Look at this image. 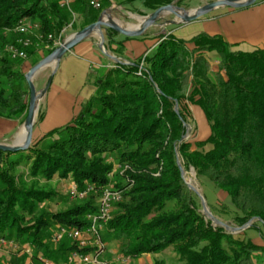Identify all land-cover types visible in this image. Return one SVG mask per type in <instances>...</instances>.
Masks as SVG:
<instances>
[{"label": "trees", "instance_id": "16d2710c", "mask_svg": "<svg viewBox=\"0 0 264 264\" xmlns=\"http://www.w3.org/2000/svg\"><path fill=\"white\" fill-rule=\"evenodd\" d=\"M172 1L123 3L139 2L152 12ZM101 2L110 6V0ZM70 10L81 21L79 27L71 24L75 30L94 23L101 12L83 0H72ZM71 13L58 0H0V118L24 120L29 96L21 65L2 51L5 32L30 20L45 39L57 37L71 23ZM116 36L106 30L113 54L122 51L123 41ZM52 50L43 48L44 57ZM147 52L129 65L115 64L95 81V95L65 126L47 132L27 151L0 152V239L28 244L33 263L69 264L73 252L97 259L111 241L132 259L172 248L178 264L264 260V47L241 52L219 35L181 40L169 34L154 53ZM191 106L202 112L209 128L194 142L181 140ZM113 159L120 167L116 174ZM177 161L184 173L192 169L200 183L226 194L236 226L254 219L242 231L243 239L204 217ZM22 166L26 172L19 171ZM55 177L70 180L79 193L87 191L88 200L38 216L41 205L56 196L46 185ZM105 190L121 200L96 234L87 235L99 238V246L79 249L67 236L52 246L45 242L52 227L57 233L89 229L100 216ZM247 230L263 245L254 243Z\"/></svg>", "mask_w": 264, "mask_h": 264}, {"label": "rangeland", "instance_id": "374dc122", "mask_svg": "<svg viewBox=\"0 0 264 264\" xmlns=\"http://www.w3.org/2000/svg\"><path fill=\"white\" fill-rule=\"evenodd\" d=\"M101 7L98 9L100 13H102L105 10L109 11V18L110 20L114 21L116 24H118L120 27L125 28V29H131L139 26L141 18L146 17L151 11L145 9L139 2H136L132 5L130 4H124L123 1L125 0H110V6L105 7L101 0H98ZM216 0H178L174 6L183 10L186 14H189L192 12L194 9L206 4L210 3ZM262 0H257L254 4L261 3ZM253 4V5H254ZM105 7V8H104ZM94 10V9H93ZM233 9L229 8H218L204 17H201L200 19L187 23L185 25H180V26H171V25H166L167 22L173 21V16L170 14H163L160 16L158 20H156V23L150 27L141 37L142 41H139V44H136L133 46L135 49L134 51H129L133 50L130 49L129 46H132L134 44H126V49L124 48L122 44V51L116 53H111L108 50V44L106 40V35L104 36V49L105 53L116 57L117 61L120 62L122 65H129L132 62L125 61L124 59L128 60H136L138 58V55L135 57L136 53H139L140 50H146L148 51L147 53L151 55L152 53L155 52L156 45L153 46V43H158L160 41L161 37L168 36L169 33L173 32V37L175 38H183L184 36H194L199 34L200 32H204V29L207 28V26H210V24L213 23V19L218 18L220 14H223L227 11H230ZM181 12V11H180ZM71 13V10H70ZM206 18V19H204ZM225 20L230 19L229 17H224ZM69 22L70 24H75L76 27H79L81 25V21L78 20V18L73 15V13L70 14L69 17ZM23 26L29 28L28 33L26 35L19 34L16 32V28L12 31L5 32V37L6 39L4 40V44H2V51L4 53L6 52V49L9 45H18L20 41L27 42L28 45L25 46L24 50H26V58L25 59H17L15 62L17 64H20L21 67L24 65V63L30 61V63L33 65L36 61H39L40 56L34 54H37L38 52H41L44 46H41L40 42V37H43L38 34L37 29L35 26H37L36 22H32L30 20H25L21 22ZM182 27H187V29H184ZM71 29L75 30L74 27L71 26ZM13 37V38H11ZM148 37V38H147ZM45 39V37H43ZM42 38V39H43ZM146 38V39H145ZM91 39L94 42V45L96 47V57L102 58L104 61H108L107 67L103 68H97L94 67L92 68V71H90V80L91 83H93L96 86L95 81L98 83L100 82L98 79L103 77L105 73L114 67L115 64H119L114 62L112 59L106 57L101 51H99L97 45L99 43V36L97 34L92 35ZM115 39L118 40H124V37L117 35ZM151 39V40H149ZM64 40V37H63ZM62 40V41H63ZM42 43H46L45 40H43ZM143 43V44H142ZM42 47V48H41ZM143 48V49H142ZM41 49V50H40ZM117 49V47H115ZM238 50V49H237ZM127 51V52H126ZM129 51V52H128ZM240 51V50H239ZM44 52V51H43ZM126 52V54L123 55V53ZM33 53V54H32ZM11 60V59H10ZM212 66H214V62H212ZM141 67V65H140ZM31 68V67H30ZM213 69H216L213 67ZM25 75V74H24ZM48 83V82H47ZM27 87V86H26ZM28 89V88H27ZM42 90L37 89V91ZM95 95V93H94ZM44 97V96H43ZM43 97L39 100V105H38V113L35 118V124L34 128L36 127L39 129L40 125L43 122L44 116H45V111L44 107L41 104L43 101ZM93 97V96H92ZM91 97V98H92ZM29 98V96H28ZM190 112H191V118L187 121L185 124V139L186 141L189 142H194L196 140L204 139L207 134L209 133V128L207 125V122L202 114V112L197 108V107H190ZM41 116V119L39 117ZM25 120V119H24ZM23 118L19 119V135L18 138H13V139H8L7 141L13 140L15 141L16 144L21 143V137L23 133ZM49 121V120H48ZM45 121L42 126H41V132L37 130V132H34L33 138H32V143L33 144L35 141H37L39 138H41L43 133L47 132V129L51 128H60L65 125H62L61 123H56V122H48ZM33 128V129H34ZM43 132V133H42ZM18 134V133H17ZM46 134V133H45ZM44 134V135H45ZM0 144H5V145H10L6 143H0ZM114 160V159H113ZM114 172L115 174L120 171V167L118 164H116L114 160ZM21 172H26V167L22 166L20 167ZM186 178L190 180V184L197 190V192L200 194L204 201V206L206 210L214 217V219L222 222L223 224L227 225L229 228H239L238 226L235 225V223L232 221L231 216L232 212L230 209L232 208L228 197L226 194L222 191L217 190L211 183L204 181L203 183H200V181L197 180L195 173L192 169L188 170L186 173ZM185 183V182H184ZM44 182L41 181L40 185H43ZM186 184V183H185ZM47 187L51 190H53L56 193V196L48 202H45L44 204L41 205L39 208L37 214L38 216L40 214H47V213H56L59 211H65L73 206L83 204L88 200V196L84 195L83 198L84 200L82 201L81 199H76V198H71L69 195V192L71 189H76L73 185L72 182L69 181H64L60 180L59 178L55 177L53 181L49 182L46 184ZM187 186V185H186ZM81 200V201H80ZM101 198L99 199V201ZM121 200V197L119 201ZM119 201H114L111 206V211L114 209V206L117 202ZM201 204V202H200ZM230 208V209H229ZM200 212L204 215L206 219L208 217L204 214L202 210V206L200 209ZM209 220V219H208ZM210 221V220H209ZM254 222V221H253ZM212 223V222H211ZM221 228V227H220ZM225 230V229H224ZM226 231V230H225ZM228 233L232 234L236 239H243L244 235L242 234V231L238 233H233L229 229H227ZM252 230H247L246 233H251ZM48 233V231H47ZM50 237L45 236V242L52 246L54 244L53 238L57 235V231L55 228H51L49 230ZM252 238V241L254 243H258L260 245L262 244V241L256 237H253L254 235L249 234ZM6 240H12V239H7L6 236H4ZM6 243L9 244H2L0 243V264H24V262L28 259V256L32 258L33 256V251L30 246L26 243H21V242H9L1 238ZM92 245L91 246H99V238H92ZM55 245V244H54ZM90 246V247H91ZM95 264H154L155 261H161L162 264H178L177 262V256L175 252L172 250V248L166 249L164 252H161L159 254H153V255H144L138 258H129V257H124L119 253V243L116 241H111L110 243H107L105 245V250L103 253L97 257ZM35 264V263H31ZM256 264H264V260H261L260 262Z\"/></svg>", "mask_w": 264, "mask_h": 264}, {"label": "crops", "instance_id": "0c3cea01", "mask_svg": "<svg viewBox=\"0 0 264 264\" xmlns=\"http://www.w3.org/2000/svg\"><path fill=\"white\" fill-rule=\"evenodd\" d=\"M225 16H230V19L225 20ZM212 21L213 23L207 26L204 32L200 33H205L210 36L219 35L229 44L235 45V49L241 52H251L264 47V0H262L261 3L251 5L247 8L227 11L220 14L218 18ZM182 28L184 32L185 29H187V27ZM77 31L79 30L70 28L66 31L64 39ZM169 34L172 36L174 35L173 32ZM194 36H184L183 38L177 39L189 40ZM142 38L143 37L130 40H116L123 41L125 49L128 42L134 44L129 46L130 49H133L129 50L131 52L135 49L133 46L139 44ZM156 44L157 43H153V46ZM96 51L94 42L90 37L67 52L56 67L54 65L47 66L36 74L34 77V86L36 90L40 88L43 89L47 85V82H49V87L41 103L45 111L42 124L48 120L50 122L61 123L62 125L69 123L80 113L82 106L94 96L96 86L94 81L91 83L90 71H92L94 67L103 68L109 66L108 61L96 57ZM126 52H124L123 55L126 54ZM145 52L146 50H140L139 53H136L135 57L137 55L139 57ZM36 55L40 56V61L44 57V52L41 51L34 54V56ZM208 56L211 59V63L214 62L215 66L217 64L215 56L213 54ZM124 60L134 62V60ZM30 67H32V64L28 61L22 65L21 71L25 74ZM53 71L54 74L52 75ZM42 124L39 129L36 127L33 129V134L37 132V130L41 132ZM53 129L55 128L47 129V132ZM18 135L19 120L0 118V143L15 145V141L11 140L10 142L7 140L18 138ZM31 263L33 262L28 256L24 264Z\"/></svg>", "mask_w": 264, "mask_h": 264}, {"label": "water", "instance_id": "95a60500", "mask_svg": "<svg viewBox=\"0 0 264 264\" xmlns=\"http://www.w3.org/2000/svg\"><path fill=\"white\" fill-rule=\"evenodd\" d=\"M177 1L178 0H173L171 3L161 6L156 10L150 12L146 17L141 18L139 26L131 29L122 28L114 21L110 20L108 16L109 11L105 10L102 13H100L98 19L94 23L68 36L66 39H64L61 42V44L58 47L54 48L50 54L43 57L40 61H38L35 65H33L24 75L25 83L27 85L29 92V98H28L27 114L23 122V138L20 144H16V145L0 144V152L17 153V152H24L29 149L32 143L33 128L35 124V118L38 113L39 100L46 94L47 89L49 87V82H48L47 85L42 90L37 91L34 86V77L40 70H42L47 66L54 65L56 67L59 61L61 60V58L80 42L89 39L94 34H97L99 36V43L97 45L99 51H101L106 57L112 59L114 62L121 64L120 62L117 61L116 57L110 56L105 53L104 36L106 35V30H110L124 38L134 39L141 37L150 27H152L156 23V20H158L160 16L163 14L164 15L170 14L173 16V21L167 22L166 25L180 26L196 21L215 9L218 8H229L233 10L243 9L250 7L257 0H216L210 3H206L194 9L189 14H186L183 10L174 6V4ZM106 17H108L109 19L107 22L105 21ZM54 71L52 72V75L54 74ZM175 112L177 113V106H175ZM184 139L185 136H183L181 140ZM177 166L181 178L186 183L188 189L197 195V197L201 202V206L204 214L208 217V219L212 222L214 226L221 227L226 231L227 229H229L233 233H238L240 231H244L245 229H247L250 226V224L254 221V219H252L244 226L239 228H229L227 225L214 219V217L206 210L204 206V201L200 196V194L190 184V180L186 178V175L179 161H177Z\"/></svg>", "mask_w": 264, "mask_h": 264}, {"label": "built area", "instance_id": "2783aa9c", "mask_svg": "<svg viewBox=\"0 0 264 264\" xmlns=\"http://www.w3.org/2000/svg\"><path fill=\"white\" fill-rule=\"evenodd\" d=\"M86 2L91 8L94 10L100 9L101 5L98 0H83ZM59 6L63 9H67L70 11L72 0H58ZM36 29H38V26H35ZM71 28V24L68 25L65 29H63L60 34L57 37L48 36L47 39H44L43 37H40L41 40V46H44V49H54L58 47L63 37L66 34V31ZM27 27L23 26L22 24H19V26L16 27V32L22 35H26L28 33ZM43 38V39H42ZM43 40L47 41L46 43H42ZM18 45H9L6 49L7 54L9 57L13 60L17 59H25L26 53H25V46L28 45L27 42L20 41ZM86 192H77L76 189H71L69 192V195L71 198L76 199H82L84 195H86ZM120 195L118 193H112L108 190H105L101 196V200L99 203V218H94L92 220V226L87 229L85 232H81L78 230H72L67 231L66 229H60L57 235L53 238L54 243H58L64 236L69 237L70 239L76 241L78 243L79 249H83L85 247L92 245V239L88 238L89 233L96 234V230L101 228L102 224H105L110 219V212H111V206L114 201H119ZM100 221V222H98ZM96 238V237H95ZM0 243L2 244H9L4 242L0 239ZM1 245V244H0ZM96 257L93 255H83L77 252H73L70 255L69 264H95ZM43 264H55L50 261H44Z\"/></svg>", "mask_w": 264, "mask_h": 264}, {"label": "bare ground", "instance_id": "6f19581e", "mask_svg": "<svg viewBox=\"0 0 264 264\" xmlns=\"http://www.w3.org/2000/svg\"><path fill=\"white\" fill-rule=\"evenodd\" d=\"M108 20H109L108 17H106V18H105V21L107 22ZM22 138H23V133H22L21 140H22Z\"/></svg>", "mask_w": 264, "mask_h": 264}]
</instances>
